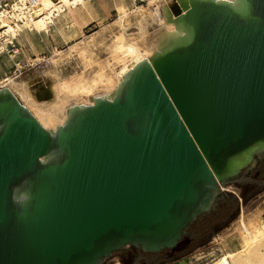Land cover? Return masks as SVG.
Masks as SVG:
<instances>
[{"label": "water", "instance_id": "95a60500", "mask_svg": "<svg viewBox=\"0 0 264 264\" xmlns=\"http://www.w3.org/2000/svg\"><path fill=\"white\" fill-rule=\"evenodd\" d=\"M184 34L54 132L0 91V264L174 246L264 145V0H183ZM46 158H43V157Z\"/></svg>", "mask_w": 264, "mask_h": 264}, {"label": "bare ground", "instance_id": "6f19581e", "mask_svg": "<svg viewBox=\"0 0 264 264\" xmlns=\"http://www.w3.org/2000/svg\"><path fill=\"white\" fill-rule=\"evenodd\" d=\"M24 1H15L13 7L18 8V12L0 14V49L5 47L6 42L13 43L22 27L47 32L53 25L58 32L60 28H66L65 34L70 35L73 29L67 28L69 21L58 26L55 25L56 20L66 15L74 25V14L81 9L88 11V0H38L31 10H24ZM181 1L147 0L146 7L137 4L131 12L119 5L117 25L114 24L116 29L110 31L108 41H103L101 35L100 40L96 39L97 32L83 34L66 50H54L47 69L41 72L42 77L23 79L16 78V75L3 76L0 78V91L10 90L45 128L54 132L75 108L92 104L96 98H113L138 64L149 60L184 34L182 25L175 20L181 10ZM227 1L235 3L237 0ZM132 24L135 29L128 32ZM95 46L99 50L102 48L105 56L101 58L102 53L99 55ZM71 59L76 61L77 68L72 64V72L63 73L62 65ZM262 154L264 145L254 146L236 158L234 165L242 166L249 160L253 165L255 156ZM220 187L226 188L221 184ZM259 212L245 217L241 211L236 248L222 250L219 256L202 264H264V216Z\"/></svg>", "mask_w": 264, "mask_h": 264}, {"label": "rangeland", "instance_id": "374dc122", "mask_svg": "<svg viewBox=\"0 0 264 264\" xmlns=\"http://www.w3.org/2000/svg\"><path fill=\"white\" fill-rule=\"evenodd\" d=\"M137 4L146 7L147 0L136 3L133 0H88L86 7L89 12L82 9L78 11V13L82 12L85 16L86 19L83 21L79 20L77 14L73 16L76 19L74 25L66 15L56 20L55 25L58 26L66 20L69 21L67 22V28L73 29L70 35L65 34L66 28H60L61 31L58 32L54 29L53 25L49 26L47 32L22 27L19 35L13 39V43L6 42L5 47L0 52V78L8 75H16V78L23 79L42 77L41 72L47 69L49 58L53 56L55 49L64 51L83 34H96V32L98 33V38L96 39L100 40L99 35H101L102 37H100L102 40L104 39L103 41H108L107 37L110 31H115L116 29L117 7L122 5L127 11L131 12ZM77 21L78 24L76 23ZM101 26H103V29ZM130 26L128 27V32L134 31L135 27L133 24ZM108 29H110L109 32ZM101 49L99 50V47L96 48L99 55L102 53L100 55L102 58V56H105V52ZM72 60L73 62L75 61L71 59L62 65L61 71L63 73L72 72V64L77 68L76 61L73 63ZM223 186L226 188L219 190L212 208L217 200L222 198L227 210L209 222L206 229L208 230V238L197 240L196 245L186 251L184 256L186 262L184 264L209 262L214 257L219 256L222 250L236 248L238 245L237 223L241 211H243L245 217L252 216V214L259 211L264 216V154L256 155L253 165L242 168L236 176L230 178ZM189 228L187 232L190 231ZM134 247L133 245H128L122 248V250H115L105 257L100 264H121V259L127 257L130 251L135 253V257L130 263L134 264L137 257V251H135ZM147 262V264H153V261L150 259Z\"/></svg>", "mask_w": 264, "mask_h": 264}, {"label": "trees", "instance_id": "16d2710c", "mask_svg": "<svg viewBox=\"0 0 264 264\" xmlns=\"http://www.w3.org/2000/svg\"><path fill=\"white\" fill-rule=\"evenodd\" d=\"M222 200V198H219L211 210L198 215L195 222L191 224L189 228L190 231L183 234L174 246L168 248L166 247L156 252H143L134 247L135 251H137V257L135 258L134 264H147L148 259L152 260L153 264H157L159 262L173 260L185 255L187 250L196 245L197 240H205L208 238V230L206 229L209 222L213 221L227 210V207ZM134 257L135 253L130 251L127 257L121 259V264H130Z\"/></svg>", "mask_w": 264, "mask_h": 264}, {"label": "built area", "instance_id": "2783aa9c", "mask_svg": "<svg viewBox=\"0 0 264 264\" xmlns=\"http://www.w3.org/2000/svg\"><path fill=\"white\" fill-rule=\"evenodd\" d=\"M16 0H0V14L4 15L5 13L6 14H9V13H12V11H19L18 8H16L15 6L13 7L14 3H15ZM19 1V0H17ZM144 0H133L134 3L136 2H142ZM38 2V0H25L24 3H25V7H24V10H31V8H33L36 3ZM8 43H11V42H8ZM3 50L0 49V52ZM17 50V49H16Z\"/></svg>", "mask_w": 264, "mask_h": 264}, {"label": "crops", "instance_id": "0c3cea01", "mask_svg": "<svg viewBox=\"0 0 264 264\" xmlns=\"http://www.w3.org/2000/svg\"><path fill=\"white\" fill-rule=\"evenodd\" d=\"M79 20L83 21L85 18V16L83 15V13H77ZM78 24V21L76 22ZM231 250V249H229ZM185 255H182L180 258L178 259H173L171 261H165V262H160L159 264H184L186 262V260L184 259Z\"/></svg>", "mask_w": 264, "mask_h": 264}]
</instances>
